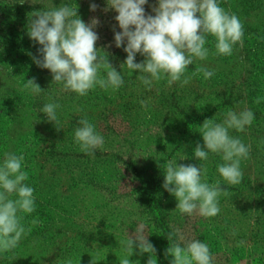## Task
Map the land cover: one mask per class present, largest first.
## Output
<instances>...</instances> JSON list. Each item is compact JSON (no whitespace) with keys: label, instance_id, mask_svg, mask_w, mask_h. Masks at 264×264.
<instances>
[{"label":"rangeland","instance_id":"rangeland-1","mask_svg":"<svg viewBox=\"0 0 264 264\" xmlns=\"http://www.w3.org/2000/svg\"><path fill=\"white\" fill-rule=\"evenodd\" d=\"M92 3L98 6L95 11L90 10ZM218 3L243 24L242 42L233 46L232 54H216V39L209 34L208 58L194 59L186 75L203 67L214 71L210 79L197 74L183 87L165 79L147 88L137 79L138 70L130 76L121 66L127 42L115 45V32L122 30L115 20L118 13L105 10L107 0H0V165L5 153L23 154V170L29 174L25 183L35 196V211L18 213L30 234L14 250L0 253V264H119L124 255L120 241L134 238L141 223L156 249L157 264H171L169 244L183 247L194 239L208 244L212 264H264V0ZM62 4L77 8L86 24L99 21L93 28L99 37L96 48L122 75L119 89L96 86L79 96L53 82L50 70L34 62L33 57L42 58V46L28 35L30 14ZM153 6L158 0H148L146 15H155ZM144 59L137 53L135 62ZM32 78L42 90L39 94L23 87ZM47 103L60 105L59 123L41 112ZM229 109L255 115L242 132L229 130L250 146L237 185L220 177L221 153L210 152L207 160L194 156L197 144H204L199 126L213 117L222 123ZM83 117L104 138L103 147L92 155L74 142ZM168 161L202 166V179L209 184L221 180L228 195L219 197L218 215L205 218L197 210L188 216L176 210L177 199L163 187ZM33 219L38 223L33 225ZM148 258L134 246L129 259L147 264Z\"/></svg>","mask_w":264,"mask_h":264},{"label":"clouds","instance_id":"clouds-1","mask_svg":"<svg viewBox=\"0 0 264 264\" xmlns=\"http://www.w3.org/2000/svg\"><path fill=\"white\" fill-rule=\"evenodd\" d=\"M148 0H107V8L114 9L118 15L115 20L122 31L115 32L116 47L126 46V60L121 66L138 70L137 76L143 85L151 88L153 81L167 80L168 85L180 82L187 85L192 76L202 74L205 80L215 73L207 68L197 67L191 76L186 75L189 65L194 59L204 61L209 56L206 47L207 36L215 37L216 54L230 56L233 46L242 42L243 24L238 16L226 11L218 0H158L153 6L155 15H146L144 5ZM98 6L90 4V10ZM199 14V15H197ZM28 35L42 47L38 49L42 58L33 57L37 66L48 69L52 73L53 82L62 83L65 91H72L85 96L89 90L99 86L105 90L119 89L123 83L122 75L109 63L105 52L101 55L96 48L98 35L93 28L99 23L93 19L86 24L77 14V8L67 4L40 10L30 14ZM115 31V30H114ZM137 53L145 57L140 63L135 62ZM103 71V75L101 74ZM25 90L39 94L42 90L35 83V78L27 80ZM259 97L255 102L260 103ZM57 103L45 104L41 112L49 121L59 123ZM255 119L251 110L225 113L222 123L215 117L205 119L199 126L203 138V147L197 144L194 156L198 160H207L209 153H221L224 163L217 165V171L224 181L230 185L242 182L243 171L241 160L250 155V146L241 139L229 134L230 129L243 131ZM80 127L74 131V142L79 150L92 155L94 150L102 148L104 138L95 131V126L83 117L79 120ZM23 154L5 153L3 164L0 165V253H6L18 247L22 238L31 232L22 223L23 216L18 213L31 214L35 211L34 189L25 181L29 179ZM163 187L174 195L178 203L176 210L191 216L198 210L199 215L211 218L221 211L219 197L228 195L221 187V180L209 184L202 176L206 169L195 165H177L168 161L165 165ZM15 193L17 198L9 197ZM33 225L38 220L31 221ZM145 225L141 223L135 230V236L120 241L124 255L119 264H132L134 246L140 254L147 253V264H157L156 249L144 235ZM176 233H170L168 241ZM183 239V237H180ZM243 241H241V244ZM166 255L172 257L171 264H212V254L208 244L194 239L185 246L171 243ZM67 264H72L71 260Z\"/></svg>","mask_w":264,"mask_h":264}]
</instances>
